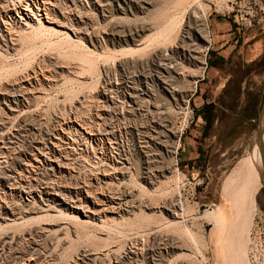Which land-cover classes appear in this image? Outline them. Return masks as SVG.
Listing matches in <instances>:
<instances>
[{
    "label": "rangeland",
    "instance_id": "374dc122",
    "mask_svg": "<svg viewBox=\"0 0 264 264\" xmlns=\"http://www.w3.org/2000/svg\"><path fill=\"white\" fill-rule=\"evenodd\" d=\"M193 1L0 0V264H264L262 172L240 165L264 151V28L248 0ZM110 202L90 223L70 208Z\"/></svg>",
    "mask_w": 264,
    "mask_h": 264
},
{
    "label": "bare ground",
    "instance_id": "6f19581e",
    "mask_svg": "<svg viewBox=\"0 0 264 264\" xmlns=\"http://www.w3.org/2000/svg\"><path fill=\"white\" fill-rule=\"evenodd\" d=\"M188 1V0H187ZM44 2V1H43ZM193 2H195V0L193 1ZM40 3V2H39ZM27 4V3H26ZM44 4V3H43ZM49 3H47V5H48ZM186 4V3H185ZM191 4V3H190ZM28 5H29V3H28ZM46 5V4H45ZM1 6H3V5H1ZM24 6H26V5H24ZM40 6V5H39ZM39 6H37V7H39ZM54 6V5H53ZM43 7V6H42ZM49 7V6H48ZM47 7V8H48ZM18 8V7H17ZM19 8H21V7H19ZM45 8V7H44ZM24 9V8H23ZM27 9V8H26ZM25 9V10H26ZM6 10V9H5ZM39 10V9H38ZM41 10V9H40ZM43 10H45V9H43ZM50 11V10H49ZM30 12V11H29ZM33 13V12H32ZM46 13V12H45ZM26 14V13H25ZM28 14V13H27ZM28 16V15H27ZM30 16H28V18H29ZM22 18V17H21ZM25 18V17H24ZM23 19V18H22ZM202 20H203V24H204V26H206V19L203 17L202 18ZM26 21V20H25ZM48 21V20H47ZM50 22V21H49ZM50 24V23H49ZM55 30V29H54ZM57 31V30H56ZM70 36V35H69ZM71 38V37H70ZM12 40H13V38H12ZM136 51V50H135ZM131 52V51H130ZM28 81V80H27ZM22 82V81H21ZM25 82V81H24ZM26 83V82H25ZM30 84V83H29ZM23 85V84H22ZM18 86V85H17ZM23 88V87H22ZM21 88V89H22ZM25 88V87H24ZM27 89V88H26ZM26 91V90H25ZM29 91V90H28ZM264 122V121H263ZM83 124H84V122H83ZM86 124V123H85ZM84 127H85V125H83ZM19 129V128H18ZM86 129V128H85ZM15 130H17V129H15ZM14 130V131H15ZM83 130H84V128H83ZM19 131V130H18ZM84 132V131H83ZM12 133H14V132H12ZM12 133H10L11 135H12ZM16 133V132H15ZM9 134V133H8ZM82 134V133H81ZM14 135V134H13ZM17 135V134H16ZM86 135V134H85ZM9 137V136H8ZM6 138V137H5ZM10 138V137H9ZM6 140V139H5ZM10 140V139H9ZM11 140H13V139H11ZM10 140V141H11ZM4 142V141H3ZM5 144V143H4ZM8 144H9V142H8ZM5 147H8V146H5ZM10 147V146H9ZM8 147V148H9ZM11 148V147H10ZM41 149V148H40ZM3 150V149H2ZM12 150V149H11ZM37 151H38V149H37ZM41 151V150H40ZM40 153H42V151L40 152ZM245 159V158H244ZM38 162V161H37ZM241 164V166H242V169L244 168V170H245V168H246V170H247V176H249V178H251V174L253 173V172H255V170L256 169H258V170H261V172H262V178H263V182H264V151L262 152V153H259V152H256V153H254V154H252V155H250V156H248V157H246V159L245 160H242L241 162H240ZM62 166H64V165H62ZM65 166H68V165H65ZM31 167V166H30ZM33 167V166H32ZM63 168V167H62ZM237 168V167H236ZM238 169V168H237ZM241 169V168H240ZM107 170V169H106ZM118 170H119V168H118ZM236 170V169H235ZM239 170V169H238ZM107 172H108V170H107ZM106 172V173H107ZM238 172V171H237ZM117 173V172H116ZM242 173L244 174L245 173V171L244 172H242V170H241V173H240V176L242 175ZM109 175L111 174L110 172L108 173ZM108 174H105L106 176L108 175ZM245 176H246V174H244ZM20 176V175H19ZM245 176H243L242 175V177H244L245 179H247V180H249V178L247 177H245ZM259 176V175H258ZM239 177V176H238ZM236 179H237V177H235ZM234 178V179H235ZM244 178H243V180H244ZM0 179H1V177H0ZM241 179V178H240ZM229 180V179H228ZM231 181H232V179H230ZM242 180V179H241ZM22 181V180H21ZM230 181V182H231ZM240 182V181H239ZM242 182V181H241ZM246 182V181H245ZM1 183V182H0ZM232 183H233V181H232ZM244 183V182H243ZM247 183V182H246ZM246 183H244V184H246ZM252 183V182H251ZM237 184V183H236ZM239 185V184H238ZM248 185V184H247ZM48 186V185H47ZM51 186V185H50ZM49 186V187H50ZM229 186H230V184H229ZM244 186V185H243ZM49 187H46V188H49ZM234 187H236V186H234ZM233 188V187H232ZM232 188H230V189H232ZM237 188V187H236ZM241 188V187H240ZM245 188V187H244ZM243 188V189H244ZM13 189V188H12ZM226 189V188H225ZM238 189V188H237ZM53 190H55L54 188H53ZM49 192V191H48ZM237 192H238V190H237ZM236 192V193H237ZM47 193V192H46ZM50 193V192H49ZM57 193V192H56ZM240 193V192H239ZM59 195H61V193H58ZM63 194V193H62ZM53 195H55V194H53ZM56 196H58V195H56ZM62 196V195H61ZM63 196H64V194H63ZM66 200L68 199V198H65ZM65 199H63L65 202H66V200ZM49 201V200H48ZM47 201V202H48ZM51 202V201H50ZM55 202V201H54ZM68 202H70V200L68 201ZM58 203V202H57ZM113 203V202H112ZM111 202L106 206V208H104V209H101V210H95L94 208H92V207H90L89 205L88 206H86L85 208H86V211L83 209L82 210V208H78L77 206H70V208H72V209H74V210H79V211H81V212H83L84 213V216L86 217V223H90V221H94V220H99V221H101V218H102V216H104V217H106L107 216V214L108 213H114L115 212V210H116V206L115 205H113ZM45 204V203H44ZM69 204V203H68ZM80 204V203H79ZM79 204H77V205H79ZM82 204V203H81ZM80 204V205H81ZM11 205V204H10ZM9 205V206H10ZM60 205V204H59ZM92 205V204H91ZM93 205H96V202H93ZM5 206H7V205H5ZM44 206V205H43ZM43 206H40V207H43ZM45 206H47V205H45ZM48 206H49V204H48ZM51 206H53V205H51ZM69 206V205H68ZM40 207H39V209H40ZM101 207H103V206H101ZM5 208V207H4ZM49 208H50V206H49ZM48 208V209H49ZM48 209H47V211L46 212H48ZM121 209V208H120ZM12 210H14L13 208H12ZM11 210V211H12ZM35 210V209H34ZM37 210V209H36ZM45 210V209H44ZM50 211H53V209H49ZM79 211H77V213H79ZM5 212H7V210H5ZM32 212V211H31ZM33 212H35V211H33ZM42 212V211H41ZM41 212H39V213H41ZM44 212V211H43ZM45 212V213H46ZM70 212V211H69ZM14 213V212H13ZM12 213V214H13ZM20 214H21V212H19ZM26 213V212H25ZM73 213V212H72ZM74 213H76V212H74ZM10 214V213H9ZM16 214V213H15ZM24 214V213H23ZM35 214V213H34ZM10 216V215H9ZM9 216L7 217V218H9ZM67 216H69V215H67ZM69 217H71V216H69ZM216 217V216H215ZM4 218H6V217H4ZM71 218H77V219H80V218H78V216L77 215H73L72 214V217ZM11 220V219H10ZM8 221V220H7ZM10 222V221H9ZM14 223V222H13Z\"/></svg>",
    "mask_w": 264,
    "mask_h": 264
},
{
    "label": "crops",
    "instance_id": "0c3cea01",
    "mask_svg": "<svg viewBox=\"0 0 264 264\" xmlns=\"http://www.w3.org/2000/svg\"><path fill=\"white\" fill-rule=\"evenodd\" d=\"M262 1L264 3V0ZM261 24L263 25L264 28V14ZM212 25H215V28H213V32L217 45V49L214 50V53L216 54V57H218L225 64L231 58L234 52L237 50V46L235 45L236 41L233 38L234 33L230 32L231 31L230 24H225L218 20V22L213 23ZM230 41L231 43L227 45L228 42ZM209 61L211 62L210 58ZM219 70H220L219 67H217L214 64L208 66V70L206 72V79H208L209 81V84L206 86L207 90L212 85L211 83L217 80ZM183 154H184L183 155L184 161L188 163L192 162L196 157H198V148L195 144V141L185 139Z\"/></svg>",
    "mask_w": 264,
    "mask_h": 264
},
{
    "label": "built area",
    "instance_id": "2783aa9c",
    "mask_svg": "<svg viewBox=\"0 0 264 264\" xmlns=\"http://www.w3.org/2000/svg\"><path fill=\"white\" fill-rule=\"evenodd\" d=\"M263 14H264V3L262 0H248L247 1V15L249 17V22L250 24H260L262 22V18H263ZM209 28V26H208ZM242 30V26L240 23H237V27H236V31L240 32ZM211 39V37H210ZM210 46H212V39L210 40ZM167 54H165L166 56ZM168 68H173L172 66H167ZM199 70H202L201 74H196L194 80L191 81V85L189 87V90L186 92V100L183 99V102L186 103V107H185V117L187 115H189V106H190V101L191 99L197 94V92L199 91L198 85L200 82H203L206 79V72L208 70V66L207 63H203L201 66L198 67ZM190 115H194V111L191 110L190 111ZM185 127L188 126H184V128H182L181 133H180V139H179V146H178V150L181 148V138L183 136V133H185ZM192 258L198 262L199 264H212V260L211 257L209 255V253L205 250L201 251V250H196L193 252L192 254Z\"/></svg>",
    "mask_w": 264,
    "mask_h": 264
},
{
    "label": "trees",
    "instance_id": "16d2710c",
    "mask_svg": "<svg viewBox=\"0 0 264 264\" xmlns=\"http://www.w3.org/2000/svg\"><path fill=\"white\" fill-rule=\"evenodd\" d=\"M214 106L213 105H208L207 109L205 111H207L204 115L205 120L207 121V123L210 125L212 123V111H213Z\"/></svg>",
    "mask_w": 264,
    "mask_h": 264
},
{
    "label": "water",
    "instance_id": "95a60500",
    "mask_svg": "<svg viewBox=\"0 0 264 264\" xmlns=\"http://www.w3.org/2000/svg\"><path fill=\"white\" fill-rule=\"evenodd\" d=\"M259 119H260V130H259L258 138L261 139L262 135H263L262 125H263V119H264V109H263Z\"/></svg>",
    "mask_w": 264,
    "mask_h": 264
}]
</instances>
